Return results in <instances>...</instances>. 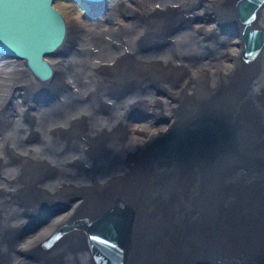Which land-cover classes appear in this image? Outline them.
<instances>
[{"label":"bare ground","instance_id":"1","mask_svg":"<svg viewBox=\"0 0 264 264\" xmlns=\"http://www.w3.org/2000/svg\"><path fill=\"white\" fill-rule=\"evenodd\" d=\"M239 1L103 2L108 28L71 30L43 56L47 81L42 64L0 55V264H96L84 228L116 200L132 213L122 264H264V1L250 60ZM199 151H225L217 170L231 178L200 189L198 165L214 163L194 161ZM86 160L97 181L78 177ZM151 183L161 190L148 204Z\"/></svg>","mask_w":264,"mask_h":264},{"label":"water","instance_id":"2","mask_svg":"<svg viewBox=\"0 0 264 264\" xmlns=\"http://www.w3.org/2000/svg\"><path fill=\"white\" fill-rule=\"evenodd\" d=\"M101 5L104 0H80ZM264 0H241L236 5L238 18L244 22L245 26L241 34L242 54L244 58L250 60L261 51L263 33L257 27H253L250 21L256 16L257 9ZM67 25L62 13L54 6V0H0V55L7 54L16 58H21L26 66L36 69L42 64L39 71L43 80H50L53 75L51 63H47L43 56H50L56 52L65 40ZM221 107L214 106L209 109L210 114L215 119V112L221 111ZM203 151H199L191 157L194 161L206 160L209 164L214 163V167L206 168L198 165L197 180L195 184L200 189L213 187L216 184V176L220 175L225 179L231 176L221 168L227 161V153L221 152L220 158H200ZM264 156V151L261 152ZM205 164V162H204ZM212 165V164H211ZM78 177L83 180H96L99 175L98 169L93 162L82 165ZM239 182L244 183V178L240 177ZM128 180L118 181L117 187L126 186ZM167 187V185L165 186ZM164 188V187H163ZM161 188L156 183H151L143 187L145 192L143 198L146 203L155 202V197ZM82 201L90 200L86 193L80 195ZM150 202V203H149ZM113 204V205H112ZM106 210V213L92 220L85 226L87 231V250L96 264H122L123 250L128 243V230L132 213L127 212L121 202L116 200ZM207 209L213 208V199L207 202L196 203ZM60 230V228H59ZM58 230V231H59ZM57 233L48 239L45 244L49 246L55 239ZM89 256V257H91ZM78 259L68 258L66 264H79ZM154 264V263H153Z\"/></svg>","mask_w":264,"mask_h":264},{"label":"rangeland","instance_id":"3","mask_svg":"<svg viewBox=\"0 0 264 264\" xmlns=\"http://www.w3.org/2000/svg\"><path fill=\"white\" fill-rule=\"evenodd\" d=\"M121 1L123 2V4H125V6H132L133 4L131 0H121ZM103 2L109 4L110 2H113V0H104ZM106 3L105 4L102 3L101 5L95 6L94 4L81 2L80 0H54V6L62 13L66 21L67 34L71 30H74V32H76L77 34V38H78L77 40H81L84 37H86L85 32H87V29L91 27L95 29L103 24V17L106 15V13L109 10L108 8L109 5H106ZM123 11L126 13L125 10ZM112 12L115 14V16H117L120 19L127 18L126 14L122 13L120 9H112ZM104 26L108 28V26L106 25ZM57 94L58 93L54 91L53 95L49 98L50 93L48 92V103L52 102L53 98ZM131 113L135 119L144 115L143 113L141 115L140 112L134 110H132ZM147 116L151 117V119L153 118V120L158 119L157 113H149ZM134 127L136 126H130V128H134ZM128 135H130L129 132L124 134V136H126L127 139H128ZM68 210L66 209L63 212V214L68 215L70 213Z\"/></svg>","mask_w":264,"mask_h":264}]
</instances>
